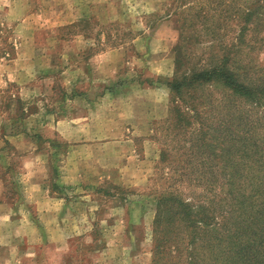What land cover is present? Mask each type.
Here are the masks:
<instances>
[{"label": "rangeland", "instance_id": "obj_1", "mask_svg": "<svg viewBox=\"0 0 264 264\" xmlns=\"http://www.w3.org/2000/svg\"><path fill=\"white\" fill-rule=\"evenodd\" d=\"M170 3L0 0V264H153L161 191L180 194L199 218L205 199L222 205L225 161L250 170L248 148H229L227 129L263 147L264 100L232 105L211 81L192 96L191 125L174 123L169 82L179 32ZM111 24L131 31L129 45L100 49L87 33ZM251 45L233 59L264 75V47ZM205 49L191 45L187 66L206 61ZM201 124L219 142L209 164L219 179L209 190L197 179L177 181L183 171L199 173L185 159ZM183 234L170 264H187L192 246ZM195 251L197 261L199 241Z\"/></svg>", "mask_w": 264, "mask_h": 264}, {"label": "trees", "instance_id": "obj_2", "mask_svg": "<svg viewBox=\"0 0 264 264\" xmlns=\"http://www.w3.org/2000/svg\"><path fill=\"white\" fill-rule=\"evenodd\" d=\"M170 1L167 10L176 16L179 32L173 75L169 82L173 102L171 109L176 116L174 123L177 127L181 129L189 126L194 117L190 111L197 113L196 108H192V96L198 88H204L211 81L222 86L232 105L236 101L261 104L264 100V75L259 73L260 69L255 64L246 61V65H242L233 57L241 52L243 45L248 44L252 49L254 46L251 44L264 47V14L259 12L261 8L264 9L261 4L264 0ZM74 26L70 24L65 28L71 32ZM235 28L238 29L236 38L231 43L226 42L227 36ZM87 33H95L99 48L105 44L112 47L129 45L135 37L130 30L120 32L115 24L90 28ZM101 35L105 38L102 44ZM126 39L129 40L125 42ZM196 42L206 44V61L199 57V64L189 67L190 46ZM206 129L201 124L190 133L192 146L187 150L191 154L185 159L187 165L194 166L196 162L199 173L196 174L195 170L183 171L178 175L181 179L177 181L197 179L199 186L209 190L219 179V174L209 169L211 154L219 142L211 141ZM218 135L216 130V138L222 140ZM226 137L229 148L239 149L246 145L245 158L248 161L244 164L250 170L242 173L240 164L225 161L227 193L220 202L222 205L210 201V204H206L208 198L205 199L203 204H199V212H196L199 218L192 215L191 203L180 194L161 191L154 215L153 264L162 261L164 264L172 263V247L179 250L176 242L184 240L183 232L187 231L190 238L188 244L192 246L191 251H187V264H264V146H257L258 140L248 135L238 136L236 128L227 129ZM162 155V160H166L164 152ZM190 173L196 176L186 177ZM223 204L228 209H221ZM198 241L199 260L196 261L195 247Z\"/></svg>", "mask_w": 264, "mask_h": 264}]
</instances>
